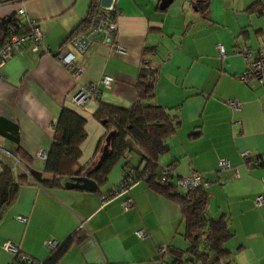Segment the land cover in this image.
<instances>
[{
  "label": "crops",
  "instance_id": "0c3cea01",
  "mask_svg": "<svg viewBox=\"0 0 264 264\" xmlns=\"http://www.w3.org/2000/svg\"><path fill=\"white\" fill-rule=\"evenodd\" d=\"M159 1L114 0L116 30L109 44L93 41L82 54L71 49L69 37L86 16L90 0L21 1L42 25V43L51 55L25 46L0 67V167L6 164L13 174L24 172L31 179L19 186L0 216V264L13 259L1 248L6 242L43 263L50 256L45 242L61 246L81 236L57 264H163L167 254L160 258L158 250L187 247L178 235V207L145 181L101 200L122 184L130 168L142 167L135 145L114 164L98 192L44 188L29 173H38L39 180L49 177L36 153L49 148L52 125L62 108L84 120L77 160L84 170L98 155L105 135L93 116L96 100L85 97L79 105L68 98L78 87L54 56L62 47L82 67L78 89L105 75L112 78L109 88L98 92L100 101L113 107L128 108L136 100L141 61L157 69L152 102L178 121L165 141L167 151L156 159L157 172L169 168L171 182L199 172L208 182L207 216L223 217L231 234L224 244L229 264H264V203L254 205L264 183V89L238 78L245 62L237 53L240 46L257 49L263 43L257 37L264 36V0H206L202 9L193 8L189 0H172L160 9ZM19 5H0V18L13 16ZM115 44L124 52L114 50ZM144 47L153 52L142 54ZM226 100L241 101L242 109L232 111ZM18 148L30 158L28 170L14 156ZM243 150L249 151L246 164L239 157ZM221 160L230 168L219 167ZM126 200L131 205L125 209ZM137 230L144 238L135 237Z\"/></svg>",
  "mask_w": 264,
  "mask_h": 264
},
{
  "label": "trees",
  "instance_id": "16d2710c",
  "mask_svg": "<svg viewBox=\"0 0 264 264\" xmlns=\"http://www.w3.org/2000/svg\"><path fill=\"white\" fill-rule=\"evenodd\" d=\"M189 1L196 9H202L207 3L206 0ZM97 10L98 0H90L86 16L72 31L70 39L90 26ZM12 17L0 18V48L4 30ZM148 52L152 53V48L144 47L142 54ZM157 76L156 68L151 67L149 62L141 61L134 85L136 100L128 108L106 105L100 101L99 96L95 98L97 108L93 113L94 119L105 129V135L112 131L107 153L96 168L93 166L98 159L104 138L89 169L81 168L77 160L80 156V143L85 137L84 120L67 108H62L53 124L51 144L43 160V170L49 177L37 182L44 188H63V183L70 178L87 174L97 185L93 192H98L114 164L124 152L131 150L135 145L142 167L130 168L123 181L131 171L136 173L137 178L145 175L148 188L174 203L180 211L182 231L178 235L187 243V247H166L165 253L169 259L166 264H229L230 254L224 249V244L231 234L223 217L212 219L207 216V191L202 188L180 190L171 181L159 183L157 179L156 159L167 151L165 141L174 134L178 125V121L169 115L167 109L152 102ZM14 156L25 170L30 168V158L19 148L14 152ZM30 180L26 173L13 174L10 166L1 164L0 216L5 207L13 201L19 186ZM82 239L81 236L68 239L63 245L57 246L55 251H51L45 262L37 264H57L69 247L79 244Z\"/></svg>",
  "mask_w": 264,
  "mask_h": 264
},
{
  "label": "built area",
  "instance_id": "2783aa9c",
  "mask_svg": "<svg viewBox=\"0 0 264 264\" xmlns=\"http://www.w3.org/2000/svg\"><path fill=\"white\" fill-rule=\"evenodd\" d=\"M21 1L22 0H0V5L20 3L4 30L3 42L0 48V67L12 55L20 54L25 46H29V49L33 52L41 51L47 55H51L49 49H47L42 43V38L44 35L42 25L37 19L26 13L25 9L21 5ZM115 30L116 10L114 8V0H111L108 7L98 6L97 13L88 29L71 38L69 45L74 52L82 54L93 41L99 40L101 43L109 44L110 38L114 35ZM98 36H101V38L99 39ZM113 49L121 53L124 52L117 44L114 45ZM218 52L219 54H222L221 50ZM237 53L240 54L245 62V69L238 78L243 82H255L264 89V43H262L257 49L240 46L238 47ZM54 56L61 67L74 81L75 87L79 88L78 85L80 84L82 67L76 63L72 51L68 48L62 47ZM111 81L112 78L108 75H105L96 81H88L85 83L83 88H77L76 92L71 93L68 98L72 102L82 105L83 99L85 97L95 99L100 95L98 90L100 88H109ZM224 104L229 106L232 111H240L243 106V103L239 100H226L224 101ZM36 157L44 160L45 152L38 151L36 153ZM239 157L243 163L246 164L249 161V151H240ZM259 162L260 161L257 159L256 163L259 164ZM218 166L226 169L230 168L228 162L224 160L218 161ZM233 173H235V170ZM145 178V175L137 178L136 173L131 171L128 174L126 180L123 181L118 188L102 196L101 200L106 202L116 195L126 192L129 187L135 184L138 180L145 181ZM171 178L172 171L167 167H161L157 175L159 183L170 181ZM173 183L176 188L180 190H193L198 188L205 189L208 184L207 180L204 179L197 171H192L187 175L178 176L174 178ZM263 203L264 183L262 185L260 194L255 197L254 205L260 206ZM122 205L126 209L131 205V203L129 200H126L122 203ZM16 220L23 222L25 219L23 217H17ZM134 235L138 239L144 238V233L142 230L135 231ZM43 246L50 252L55 251L57 248V245L50 241L45 242ZM1 248L5 252H9L12 255L13 259L11 264H37L27 256L19 253L15 246L9 242L4 243ZM164 253L165 250L163 248L158 250V256L160 258L164 255Z\"/></svg>",
  "mask_w": 264,
  "mask_h": 264
},
{
  "label": "water",
  "instance_id": "95a60500",
  "mask_svg": "<svg viewBox=\"0 0 264 264\" xmlns=\"http://www.w3.org/2000/svg\"><path fill=\"white\" fill-rule=\"evenodd\" d=\"M99 5L101 7H108L111 0H98ZM172 2V0H160L159 1V8H165L166 6H168L170 3ZM112 135V131H109L105 137H104V143L101 147V151L98 155V159L95 163V165L93 166V168H96L99 164V162L104 158V156L107 153V148H108V144H109V139L110 136ZM89 172V171H88ZM29 173L31 174V176L38 181L39 180V174L36 173L33 170H29ZM96 183L87 176V174L82 175V176H78V177H72L69 180L65 181L63 183V187L65 189H73V188H78V189H82L84 191H88V192H92L96 189Z\"/></svg>",
  "mask_w": 264,
  "mask_h": 264
},
{
  "label": "rangeland",
  "instance_id": "374dc122",
  "mask_svg": "<svg viewBox=\"0 0 264 264\" xmlns=\"http://www.w3.org/2000/svg\"><path fill=\"white\" fill-rule=\"evenodd\" d=\"M250 34V33H249ZM241 35V34H240ZM251 35V34H250ZM241 36H243V33H242V35ZM252 36V35H251ZM257 40L258 41H260L261 43L263 42L264 43V36H262V35H259L258 37H257ZM181 232V231H180ZM181 238V237H180ZM182 242H184V241H182ZM185 244V243H184ZM167 262H169V259H168V256L167 255H165L164 256V260H163V264H165V263H167Z\"/></svg>",
  "mask_w": 264,
  "mask_h": 264
}]
</instances>
